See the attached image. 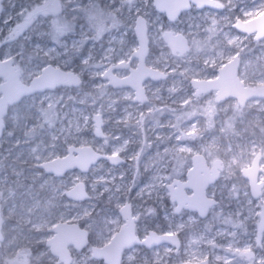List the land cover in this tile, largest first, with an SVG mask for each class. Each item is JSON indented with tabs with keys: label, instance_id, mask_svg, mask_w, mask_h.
<instances>
[{
	"label": "snow or ice",
	"instance_id": "1",
	"mask_svg": "<svg viewBox=\"0 0 264 264\" xmlns=\"http://www.w3.org/2000/svg\"><path fill=\"white\" fill-rule=\"evenodd\" d=\"M253 3L231 16L221 13L234 11L235 0H119L110 9L101 7L100 0H88L74 9L83 13L87 27L80 26L79 37L76 17H63L61 0H41L17 14L23 22L9 29L0 47L50 15L49 31L42 35L53 46L36 44L28 56L30 64L35 61L32 67L24 64L23 50L0 56V134L8 107L23 99L39 95L29 106L37 123L25 132L33 139L59 120L57 105L63 97L54 99L49 92L61 85L82 89L85 73L92 87L85 97L91 98L93 111L81 112L60 129L62 151H56L61 137L51 134L44 149L51 151L35 157V166L55 177L70 173L48 186L51 196L39 222L24 220L30 230L43 234L38 242L57 264H132L138 256L140 264H264V0ZM148 6L165 13L171 23L154 25L144 10ZM193 8L216 12H208L203 24L181 28L182 14ZM246 41H255L261 54L246 58ZM98 44L99 57L94 54ZM86 45L91 46L85 53ZM76 57L79 71L70 67ZM165 87L167 96L162 95ZM105 99L113 112L120 101L126 102L114 122L131 136L107 130L112 117L105 103L97 106ZM12 119L19 120L18 109ZM165 128L169 134L157 132ZM89 132L92 139L85 135ZM153 139L168 146L145 160ZM40 147L31 151L37 153ZM102 161L112 167L98 174L104 169ZM126 161H131L132 179L121 172L117 183L112 172ZM141 169L152 175L138 187ZM102 199L109 207L101 216L96 201ZM165 200L171 207L165 208L161 222L158 206ZM61 201H66L65 209L79 211L51 215L48 210ZM36 207H41L39 202ZM97 216L102 227L96 226ZM5 222L0 212V246ZM250 222L255 225L251 232ZM93 230L95 239L90 241ZM69 244L78 252L86 249L80 261L71 256ZM30 255L29 248H17L0 258V264H25Z\"/></svg>",
	"mask_w": 264,
	"mask_h": 264
},
{
	"label": "rangeland",
	"instance_id": "2",
	"mask_svg": "<svg viewBox=\"0 0 264 264\" xmlns=\"http://www.w3.org/2000/svg\"><path fill=\"white\" fill-rule=\"evenodd\" d=\"M40 2H41V0H35V2L33 4L34 5L39 4ZM100 5H101V7L105 8L104 4H102L101 1H100ZM109 7L106 9H110ZM252 7H254L253 0H235V10L234 11L225 10L223 13H221V15H231V16L239 15L240 9H250ZM22 9H29V10L31 9V7L28 8V3H26L25 0H5V7H4V10L2 11V14L0 15V41H3L5 39V37H6L5 33H8L9 29L11 27H15V24L17 22H21V23L23 22L22 20H20L21 18L17 15ZM144 10L150 14L149 18L151 19L153 24L156 26H159V25L168 26L171 23L168 20V18L162 12L155 10L151 6L146 7ZM208 12L215 13L216 10L215 9H205V10L192 9L188 13L182 14L181 22H180L179 26L181 28H186L190 24H192V25L203 24L204 23V16ZM67 14L72 15L73 13L70 11ZM8 17H12V19L8 20V22L5 23V20H7ZM65 18L66 19L68 18L67 20L72 21L71 20L72 18L69 17V15H66ZM46 21L48 22V19H46ZM82 24L85 25V31L87 30L85 21L76 25L79 28V31H78L79 33L77 34V37H79L82 34L81 29H80V26ZM2 30H4V32H5L4 34L2 33ZM30 30L28 32H25L24 36L17 39L16 41L4 43V48L1 51V54L3 55L5 52H8V51H11L12 54H16L18 52H21V50H23V52H24V60H23L24 64H27L28 67H32L33 64L35 63V61H33V63H31V64L28 61V56L32 55V52L29 50V48H31V47L34 48V46L38 43L41 45H47V46H53V45H52V42L48 39V37L46 35H42V33H47L48 31H46V30L43 31L41 29L36 30V32H34V36L32 37ZM232 31L235 32L236 30L233 29ZM25 37H28V38L25 39ZM129 38H131V34H130ZM106 41H107V36L105 37V45H106ZM246 44H247L246 58L254 59L256 56L261 54V48L255 43V41H250V42L246 41ZM90 46L91 45L85 46V53L87 51V48ZM95 50H97V51L95 52ZM95 50H94V54L97 57H99L102 53V49H101L99 44L96 46ZM158 54H159V52L157 50V55ZM69 55H71V53ZM17 59H20V57H17ZM79 59H80L79 57H78V59L74 58L72 65H70V67L75 69L76 71H79V67H78ZM83 80L85 81V84H84L82 89H76L73 86H59L57 89L49 92V94L52 95L54 97V99L59 98V97H63V99L60 100L58 105H57L58 111L60 112V117L52 129H48L47 127H45L43 130L39 131V133L35 136V138L32 139V141H33L32 143L39 142L41 145V147L37 150V153H33L31 151L34 146L31 147V149H29V148L23 147L24 145L22 146L21 144H19L21 142V137H20L19 133L23 132L24 130H29L33 125H35L37 123L35 110L34 109L30 110L29 106L33 102V99H39V95L37 94L33 98H25L20 102L19 105L11 106L9 112L7 113V116L5 117L7 124L4 127V131H3L4 133H3L2 137L0 138V180L4 181L3 183H0V193L3 194V199L0 200V210L2 211V213H4V215L8 219V220H6L5 224H6V228L10 231V234L8 235V237L6 238V240L4 242V246L11 248L12 251L17 250L20 243L21 242L24 243V240H27L26 244L40 241L43 234L40 232H36L34 230H30L31 224L24 223V220L30 219V218H28L29 214H26L25 212H23L22 211L23 208H21V206L18 204V202L16 204L15 200H14L15 202L9 201L11 199H9V197H7L8 193H9V189H7L8 183L11 180L13 181V179H15L17 177V172H20V171L25 169L26 164H24L23 161L26 160L28 162V166H27L26 170H28L30 172L33 171L32 174L29 173L30 178L40 180L45 185L44 189H38V192L40 194L42 192V197L39 196L38 192H35L36 190L34 191L35 196L33 198V201H35V202L33 204H35L37 202H39V203L41 202V203L45 204L47 199L50 198V196H51V193H50L48 186L54 182H56L58 184L60 179H67L68 178L70 173H65L64 177H62V178L61 177H55V176L49 175L48 173L43 172L42 171L43 169L41 167L40 168L42 170L35 167L33 164H34V162L37 163V161L35 159V157L37 155L47 156L48 152L51 151V149H48V151L44 150L45 146H47L50 143L51 134H56L57 136L61 137L60 141L58 142V147H57L56 151H62L63 135L61 134L60 129L67 127L68 122L74 121L80 115L81 112L89 113V112L93 111V105H92L91 98L85 97V93L92 92L91 83L89 81V77H88L87 73L84 74ZM154 83L159 84L161 82L157 81ZM167 87H171V84H168ZM162 95L167 96V88L166 87L162 91ZM69 98H71L72 100H70ZM102 102L105 103V108L107 110L106 114L112 117V123H110L109 125L106 126L107 130L113 134H116V135H122L125 137L131 136V131L129 129L122 128L121 126L116 125L114 122L115 118L122 111V106L126 105V102L120 101L119 104L115 105L116 111H114V112L111 111L110 109H108L106 99L104 101H98L97 106H99V103H102ZM17 109L19 111V120L14 121L12 119V117H13V115ZM74 110H76V111H74ZM29 111H31L30 116H29ZM24 114L29 116L30 119L28 121H26V119H24ZM252 114L253 115L256 114L255 109L252 110ZM166 118H167V114H165L164 116H161L160 120L163 122L166 120ZM14 129H16L18 132H15ZM170 131H171L170 129H166V128L165 129H157V132L161 135H167L170 133ZM9 132H12L13 134L11 136H9L8 135ZM85 135L88 136V139L93 138L91 136L90 132L85 133ZM174 142L175 141L173 140L171 142H168V144L170 145L171 143H174ZM165 146H168V145H166L164 142L156 141L155 139H153V147L151 149H148L147 154H146L144 159L147 160L151 156H154L155 152L157 150L163 151ZM102 163H104V169H102L100 171V173H98V174H103L104 171H106L108 168L112 167L111 165H108L104 161H102ZM127 168H130V164L126 162L124 165L117 167L112 172V174L117 177V183L119 182V177H120L121 172L125 173V175H126V172L128 173ZM142 170L144 171L143 175L145 174L143 176L144 180L142 181V179H143L142 177L137 178L138 187L144 186V184H146L149 181V179L151 178V175H152L151 170L141 169V171ZM145 171H147L148 173L146 174ZM19 178H20V176H19ZM130 179H132L131 175L126 178V180H130ZM15 181H17V180H15ZM24 182H26V181H24ZM136 190L137 189H135L134 191H136ZM101 191H102V189H101ZM106 195L107 194H105V197H106ZM11 197H12V195H11ZM64 202H66V201H61V202H59L57 207L49 209L48 210L49 213L51 215L55 216V215H59L61 212H65V211H70L72 214H75L77 211H79L78 208H73L70 210L65 209L63 207ZM136 203L140 204V201H137ZM105 207L107 210L108 206L106 205ZM10 210H11V214H10ZM96 211H98V209H96ZM98 213H100L101 216L104 214V212L101 213V211H99ZM42 215H45L43 207H42L41 212L38 214L37 218L34 217L35 218L34 221H32L31 219L30 220L34 223L39 222ZM10 217L13 219L10 220L9 219ZM185 219H187V218L185 217ZM21 224H24L25 228L21 227ZM81 224H83V222ZM251 225L252 226H250V229H249L250 232L255 227L254 223H252ZM14 226H15V230H13ZM96 226H98V227L103 226L102 223L100 222V216L96 217ZM21 229H22L23 235H18V230L21 231ZM24 232H26V234H24ZM90 235H91V239L94 240L95 239V231L94 230L91 231ZM13 237H16L15 243L18 241L19 242L18 245L16 244L15 247H13L14 244L12 246H8V242L10 240H12ZM21 246L24 248L25 244L24 245L22 244ZM35 247L38 251L35 254H32L34 257H39V254L41 252L50 253L47 250L46 245L43 243H39V244L35 245ZM69 248L71 249V251H73V250L77 251L72 245H70ZM128 251H131V250H128ZM84 252H86V249L84 251H81V252L77 251L76 254H78V255H77V258H75V259L77 261H80L81 257L84 255ZM2 253H3V247L0 246V258H1ZM46 257H47V259H49L51 261L53 260V258H55V256H53V254H46ZM137 258H139V256ZM135 262H136V260L132 261V264H135ZM34 264H46V263H44V262H37L36 263L35 262ZM48 264H54V263L48 262ZM97 264H103V262L99 261V262H97Z\"/></svg>",
	"mask_w": 264,
	"mask_h": 264
},
{
	"label": "flooded vegetation",
	"instance_id": "3",
	"mask_svg": "<svg viewBox=\"0 0 264 264\" xmlns=\"http://www.w3.org/2000/svg\"><path fill=\"white\" fill-rule=\"evenodd\" d=\"M25 1H26V3H28V8H30V7L32 8L34 6V4L30 5L27 0H25ZM33 1L35 2V0H33ZM100 1L102 2V4H104L105 8H108L109 6H110L109 8H115V7L119 6V0H117L116 4H112L111 0H100ZM61 3L64 5V10H63V13H62L64 18L66 17V15H69V17L72 18L71 20H73V17H76V20H75L76 25H78L81 22L85 21L83 13L80 12V11H74V9L77 7V5H80V6L87 5L88 4V0H61ZM4 7H5V0H4V3H3V9H4ZM193 9H195V8H193ZM70 11L73 13L72 15L67 14ZM1 14H2V12H0V15ZM163 14L165 15V13H163ZM125 15H127L126 12H125ZM51 18H52V16L50 15L47 18L48 22L46 20H44V22L40 23L38 26L37 25L36 26L33 25L32 29L30 30L32 37L34 36V32H36V30L41 29L43 31H45V30L49 31V21L51 20ZM78 31H79V28L77 27V34L79 33ZM2 33L3 34L5 33L4 30H2ZM7 34L8 33H5L6 36H7ZM65 39L66 40H70L71 38L70 37H65ZM3 48H4V44H3L2 47H0V56H2L1 51L3 50ZM29 50L32 52L33 47L29 48ZM96 51L97 50H95V52ZM76 58L78 59V57H76ZM61 86H64V85H61ZM71 98H69V99L72 100ZM10 108H11V106L8 107L7 113L9 112ZM24 119H26V121H28L30 118H29V116L24 114ZM6 124H7V122H6V118H5L4 127L6 126ZM3 131H4V129H3ZM14 131L18 132L16 129H14ZM26 131H28V130H24L23 132L19 133L20 137H21V142L19 144H21L22 146L24 145L23 147H26V148H29V149H31V147H33V146L36 147L37 144H40L39 142L32 143L33 142L32 139H29L25 135ZM3 133L4 132H2V134L0 135V138L2 137ZM136 146H137L136 144H133L131 147L135 148ZM23 162H24V164H26L25 169L20 171V172H17V173H19V175H17V177L15 179H13V181L11 180L8 183L7 189L11 190L13 194H12V197H11V195H9V193H8L7 197H9V199H11V200H9L10 202H13L14 200L16 201V202L14 201L16 204L18 202V204L21 206V208H23L22 211L25 212L26 214H29L28 218H30L32 221H34V219H35L34 217L37 218L38 214L41 212L42 207L44 205V203H41V202L39 203L41 205V207H36L37 203L33 204L35 202V201H33V198L35 196L34 193L38 192V189H44L45 187L41 188V185H44V184L40 180H36L34 178H30L29 173L32 174L33 171L30 172V171L26 170V168L28 166V162L26 160L23 161ZM104 162L107 163L108 165H111V163L108 162V161H104ZM126 162L131 165V161H126ZM33 165L35 166L36 163L34 162ZM35 167H37V166H35ZM37 168L41 169L40 167H37ZM127 169H128V173L126 172V178L129 177L130 175L132 176L131 167L127 168ZM42 171L45 172V173H48L49 175L54 176L53 173L46 172L44 169ZM143 172L144 171L142 170L141 171L142 174L139 176V178L140 177L143 178V176L145 175V174L143 175ZM145 172H146V174L148 173L147 171H145ZM19 176H20V178H19ZM15 180H17V181H15ZM143 180H144V178L142 179V181ZM24 181H26V182H24ZM134 190L135 189H133V193H132L133 197L135 196V191ZM188 191H189V194H190L191 193V189H189ZM38 194H39V196L42 197V192H41V194L38 192ZM137 201H139V200H136L135 202H137ZM96 203H97V209H98L97 212L101 211V213H102V212L106 211V207L105 206L107 204H106V202L103 199L100 200V201H96ZM149 203H152V202L149 201ZM170 207H171V202L168 201V200H165L163 206H158V213L160 214L161 222L163 221V215H164L165 208L170 209ZM232 207H235V205H232ZM0 212H2V211L0 210ZM2 214L4 215V213H2ZM4 217L6 218L5 215H4ZM9 219L12 220L13 218L10 217ZM6 220H8V219L6 218ZM251 224H252V222L249 223V229H250V226H252ZM21 227L25 228V225L21 224ZM223 227H224V230L227 231L229 226H223ZM2 232H3V235H4V242H5L6 238L10 234V231L6 228V224L3 225ZM20 233H21V231L18 230V235H21ZM24 234H26V232H24ZM89 238H90V241H91L92 239H91L90 233H89ZM249 238H251V237H249ZM218 240H219L220 243H225L226 242V240L224 238H218ZM18 243H19L18 241L16 243H14L13 247H15L16 244L18 245ZM26 243H27V240H24V243L21 242L20 245L18 246V248H23L21 245L25 244L24 248H29L31 250V255L28 257V259L25 262V264H34L35 262L36 263L37 262H44L46 264H48V262H49V263L57 264V258L56 257L53 258V260L51 261V260L47 259L46 255H44V257H40V258L34 257L32 255V254H35L38 251L36 249L35 245L39 244L40 242H32V243H29V244H26ZM70 245L71 244L68 245V248L70 247ZM2 247H3V253L1 255V258L11 256L16 251V250L12 251L11 248H8L7 246H2ZM70 252H71V256L72 257L77 258V255H78V254H76L77 251H75V250L71 251V249H70ZM47 254H52V253L50 252V253H47ZM21 259L23 260V258H21ZM135 264H140V259L139 258H137Z\"/></svg>",
	"mask_w": 264,
	"mask_h": 264
},
{
	"label": "trees",
	"instance_id": "4",
	"mask_svg": "<svg viewBox=\"0 0 264 264\" xmlns=\"http://www.w3.org/2000/svg\"><path fill=\"white\" fill-rule=\"evenodd\" d=\"M29 2L30 5H32L34 3L33 0H27Z\"/></svg>",
	"mask_w": 264,
	"mask_h": 264
},
{
	"label": "water",
	"instance_id": "5",
	"mask_svg": "<svg viewBox=\"0 0 264 264\" xmlns=\"http://www.w3.org/2000/svg\"><path fill=\"white\" fill-rule=\"evenodd\" d=\"M166 15V14H165ZM167 16V15H166ZM1 135V134H0ZM191 194V193H190ZM68 250H69V252H70V249L68 248ZM70 254H71V252H70Z\"/></svg>",
	"mask_w": 264,
	"mask_h": 264
}]
</instances>
